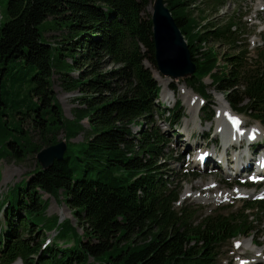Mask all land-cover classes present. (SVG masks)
Here are the masks:
<instances>
[{"label":"trees","instance_id":"1","mask_svg":"<svg viewBox=\"0 0 264 264\" xmlns=\"http://www.w3.org/2000/svg\"><path fill=\"white\" fill-rule=\"evenodd\" d=\"M153 1L6 0L0 159L35 160L58 145L60 135L66 149L43 169L37 161L27 179L4 194L0 264H219L222 248L250 237L252 225L264 218L263 200L202 219L189 206L175 208L180 188L161 163L169 140L154 118L168 114L175 128L183 116L180 103L165 113L157 103ZM165 4L195 65L185 85L207 106L202 81L208 78L233 112L264 126V50L255 59L240 49L232 23L199 31L186 0ZM48 31L57 33L55 42H48ZM216 43L237 51L224 54L220 64ZM54 75L61 90L79 94L71 119L52 90ZM78 136L82 140L73 143ZM43 195L62 198L81 236L69 220L46 215ZM54 231L52 245L44 246L43 234ZM70 238L72 246L60 245Z\"/></svg>","mask_w":264,"mask_h":264},{"label":"rangeland","instance_id":"2","mask_svg":"<svg viewBox=\"0 0 264 264\" xmlns=\"http://www.w3.org/2000/svg\"><path fill=\"white\" fill-rule=\"evenodd\" d=\"M163 1L165 3V1L168 0ZM186 1L187 5L191 4L189 10H191L194 18H196L200 24L199 26L201 28H199V31L204 29L211 30L232 23L235 26L233 31L235 34L240 35L239 42L237 43L240 49L245 50L246 48L247 52H249L250 56L253 58L257 57V55L264 50V11L256 12L255 3L257 0H197L195 4H192V0ZM262 1L264 5V0ZM200 18H203V20H200ZM8 19L6 0H0V26L6 23ZM56 35L57 33L48 31L45 37L48 42L53 43L55 42L54 36ZM213 45L214 44L211 42L208 43L206 47L210 48ZM215 45L214 47L217 50L220 64H222L224 54L230 55L237 51L230 49V47L225 44L220 45L216 43ZM146 66L149 67L148 64H146ZM151 72L160 87L157 103L161 107V110H171L175 104L180 103L181 107L179 112L183 116L176 124V128H173L167 120H165L168 115H164L165 111L162 120L161 118H154V126L169 140L165 151L167 158L161 161V163H166L163 170L168 173L170 180L177 188H180L179 201L175 204V208L179 209L189 206L188 210H197L196 214L201 216L202 219L208 215L239 210L244 204H249L254 200L264 201V182L262 184L259 182L260 180L264 181V177L260 178L258 175L255 176L254 174L249 176L250 173H252L251 170L248 172L241 171L239 174H237L235 170L237 159L240 162L243 155L249 153L245 146V141L243 142L245 147L241 150L235 148L229 149L227 159L220 163L221 166L215 169L214 167L211 169L210 165L209 168L203 169L202 164L198 165L193 163L195 159H198L197 154L199 153L200 155L205 152L209 153L211 159H207L208 163L213 160L214 156H217L219 160L223 157L224 142L222 139L226 140L224 137H229L227 132L229 130V124L233 120L231 118H236L243 124L241 128L248 131L245 136H249L250 129H256L258 125L259 132H254V130L253 132L259 133V135L262 136L257 140L262 142L256 146L255 143L257 141H253L254 143L252 146L250 145V148L259 154L256 157L254 155L255 161L257 160L254 169H257L259 164L258 160L264 155V126L252 122V120L245 115L240 116L233 112L223 95L216 93L211 88V81L208 78L202 81L208 89L207 94L209 98H206L207 107L198 97L197 92L192 91L185 85L184 79L166 78L158 75L157 71L152 68ZM76 74L75 72L74 75ZM18 75H21L20 71H17L15 74V76ZM174 87L177 89L175 93L172 91ZM52 90L65 118L71 119V111L77 107L75 98L79 94L76 92L67 93L61 90L56 75L53 76ZM191 95L193 96L191 104L193 105L196 101L198 106L196 114L191 111V107L187 102V97ZM210 110L212 111L211 115L208 114ZM218 110L222 112V116H225L223 120V130L219 133L217 131L218 124L216 121L219 114ZM83 125L86 126V123L84 122ZM145 127L146 125H144V128ZM219 129L221 128L219 127ZM132 132L133 134L138 133V127L132 126ZM222 133L226 134V136L223 137ZM187 134L191 137L189 142V138H185ZM58 140L60 141L59 145L41 152L36 156L35 160L29 159L20 164L4 158L0 159V204L4 200V194L7 192L8 188L19 183L21 180L27 179V174L36 167L35 164L37 161L46 165L54 157L61 154V149L65 145L63 135L58 136ZM81 140L82 137L78 136L72 142L78 143ZM185 140L188 143H186ZM241 163L243 165L247 164V162ZM207 186H210V189L212 186L213 189H211V191L209 189V192H206ZM237 190H241V192L238 193ZM229 192L233 194L227 196L226 194H229ZM218 196L221 197L218 198ZM42 199L47 201L46 215L48 217L56 216L59 222L69 220L77 234L79 236L82 235L81 225L75 223L70 210L64 205L61 197L55 201L48 195H43ZM2 213L3 212H0V229L4 227ZM258 218V223L252 225L254 229L250 237H236L229 245L222 248L219 264H264V218L261 216ZM55 234V231L43 234L44 246L52 245ZM59 243L64 247H70L73 244L71 238L64 243ZM244 243L247 244L246 247L248 248L244 247ZM257 250L261 251L258 257L254 255ZM257 258H259V260H256ZM17 262L18 264H23L21 261Z\"/></svg>","mask_w":264,"mask_h":264},{"label":"water","instance_id":"3","mask_svg":"<svg viewBox=\"0 0 264 264\" xmlns=\"http://www.w3.org/2000/svg\"><path fill=\"white\" fill-rule=\"evenodd\" d=\"M150 15L157 74L169 79H186L193 75L195 65L192 62L187 42L163 0L153 1ZM65 149L66 145L62 147L61 154L54 157L48 164L40 163L42 169L49 166L55 159L62 158Z\"/></svg>","mask_w":264,"mask_h":264},{"label":"bare ground","instance_id":"4","mask_svg":"<svg viewBox=\"0 0 264 264\" xmlns=\"http://www.w3.org/2000/svg\"><path fill=\"white\" fill-rule=\"evenodd\" d=\"M255 5H256V12H262V11H264V5H263V1L262 0H257L256 1V3H255ZM156 78V77H155ZM158 79V78H157ZM193 95V94H192ZM188 96L187 98H188V100H187V102L189 103V105H190V107H191V111L192 112H194V114H196L197 113V104H196V101H195V103L192 105L191 104V102H192V100H193V96ZM192 99V100H191ZM222 102V101H221ZM192 105V106H191ZM221 109V108H220ZM218 112H219V110H218ZM191 114H193V113H191ZM222 114V112H219V114H218V117L216 118V121H217V131H218V133L219 132H222V130H223V120H224V115L222 116L221 115ZM231 119H233V118H231ZM231 119H230V122H231ZM219 127L221 128L220 130H219ZM241 129V127L239 128V130ZM230 130V131H229ZM229 130H228V134H229V137L228 138H226V137H224V136H226V134H224V133H222L223 134V137L226 139V140H224V139H222L223 140V157L219 160L218 159V157L217 156H214V158H213V160H211V162L210 163H208L207 162V159L208 160H210L211 158H210V155H209V153H207V152H205V153H202L201 155H203V157H202V159L200 160L199 159V155H200V153L199 154H197V158L198 159H195L194 161H193V163L194 164H198V165H203V169L204 168H209V165H210V168L212 169L213 167H214V169L215 168H217L218 166H221V164L220 163H222L223 161H225V159H227V157H228V150L229 149H239V150H241L242 148H244L245 146H246V148H247V151L249 152V153H246V154H244L243 155V157H242V159H241V161L239 162L238 161V159H237V163H236V165H235V170H236V173L237 174H239L241 171H245V172H248V171H254V166H255V164L257 163V160L255 161V159H254V155H255V157L257 156V155H259L258 153H256V152H254V150L252 149V148H250V143L251 142H253V141H257L258 140V138H260V137H262V136H260L259 135V133H254L255 131L257 132H259V130H258V125H257V128L255 129V128H253L252 130L250 129V134H249V136H245V134H246V132H248L246 129H242V130H240V131H235V130H233L231 127H230V124H229ZM253 130H254V132H253ZM186 133H188V132H186ZM205 133V132H204ZM226 133V132H225ZM242 133V134H241ZM217 135H219V134H217ZM185 137V136H184ZM217 137V136H216ZM185 138H189L188 139V142L190 141V139H191V137H190V135H188L187 134V136L185 137ZM246 142V145L244 146L243 145V142ZM185 142L186 143H188L186 140H185ZM251 149H252V152H251ZM216 151H217V149H216ZM237 151V150H236ZM253 157V158H252ZM259 164H258V167H257V170H258V176L260 177V178H263L264 176H263V174H264V168L263 169H261L260 168V163H264V155L263 156H261L260 158H259ZM200 162V163H199ZM241 162H243V163H245V162H247V164H245V165H243ZM232 163H233V161H232ZM262 176V177H261ZM260 182V184H262L264 181H262V180H260L259 181ZM209 189H210V186H207V188H206V192H209ZM211 189H213V187L211 186ZM211 189H210V191H211ZM237 192L238 193H240L241 192V190H237ZM244 193V192H243ZM233 193L232 192H229V194H226L227 196H231ZM237 195V194H236ZM245 195V194H244ZM222 196V195H221ZM221 196H218V198L219 197H221ZM184 198V197H183ZM221 199V198H220ZM246 243H244V247L245 248H248V247H246ZM242 246H243V244H242ZM251 250V249H250ZM251 251H254V250H251ZM256 252V254H254L255 256H259L260 255V253H261V251H255ZM256 260H259V258H257ZM15 264H18V262L17 263H15Z\"/></svg>","mask_w":264,"mask_h":264},{"label":"snow or ice","instance_id":"5","mask_svg":"<svg viewBox=\"0 0 264 264\" xmlns=\"http://www.w3.org/2000/svg\"><path fill=\"white\" fill-rule=\"evenodd\" d=\"M233 123H239V121L234 120Z\"/></svg>","mask_w":264,"mask_h":264}]
</instances>
